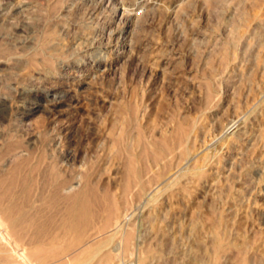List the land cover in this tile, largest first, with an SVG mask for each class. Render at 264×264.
Masks as SVG:
<instances>
[{
    "label": "rangeland",
    "instance_id": "rangeland-1",
    "mask_svg": "<svg viewBox=\"0 0 264 264\" xmlns=\"http://www.w3.org/2000/svg\"><path fill=\"white\" fill-rule=\"evenodd\" d=\"M0 110L1 206L57 224L60 186L89 183L101 208L133 213L105 264L264 260V0H0ZM179 135L153 182L135 187L126 167L139 136L157 150ZM115 220L98 230L97 217L44 264L110 237ZM4 244L0 264H22Z\"/></svg>",
    "mask_w": 264,
    "mask_h": 264
},
{
    "label": "bare ground",
    "instance_id": "bare-ground-1",
    "mask_svg": "<svg viewBox=\"0 0 264 264\" xmlns=\"http://www.w3.org/2000/svg\"><path fill=\"white\" fill-rule=\"evenodd\" d=\"M4 11L6 10L4 9ZM35 108L36 107H31V110H35ZM1 111L2 110H0V112ZM179 136H178L179 139L173 142V144H170V141L168 139H165L162 142L159 140L161 143L159 144L157 143L158 144L157 150H153V149L148 150L146 146L144 148L143 144L140 146V144L142 143V136H139L137 142L139 144V148L141 147L142 148L139 151V153L136 154L135 158H131L127 162V167H126L127 170L126 172L128 173L127 179L128 178L130 179L131 176V178L134 179L133 181L135 187H137L139 190H144L146 184H148V182L150 183L153 179V177L152 178L149 177V174L150 172L153 171L154 167H158V166H159L158 168L165 167L168 157H170L172 152L176 150V148L178 149V147L182 143L183 137L182 135ZM176 144H178L179 146H176ZM62 182L65 183V181ZM67 185L68 186L66 187H64L63 185L64 188L60 186V188L65 190V192L63 193L67 195L66 196L67 204L65 208V213L63 212V217L61 219L59 218L60 221L57 224L56 222L58 220L55 222V224L53 220H49V219L42 221L41 218L43 217H41V215L40 217L38 216L40 213H38V215L36 213V215L33 217L31 216L28 217L26 214L27 209L25 210L19 209V211H17L18 209H16V205L13 204L11 201L10 204L6 206L0 205V241H2L3 246L5 245L4 244L5 242L10 245L11 249L8 250V253H12V255H16L19 258L18 261H20L22 264H44V263L53 262L54 260L59 259L62 256L68 255V252L70 250L79 246L85 241V239H87V233L95 225V220L99 216L103 217L102 222L104 223L102 226H100V228H98V230L106 226L114 215L116 216V220L114 222V233L103 241H98L92 245H88L87 247L82 248L78 253L68 258L66 263H61V264H105L112 258L109 253L110 251H105V247L112 244L115 241L114 239L115 235L121 233L122 236L121 241L126 236H131L132 232L131 231L129 232V227L132 223L131 218L133 217L132 215L133 213L130 214L127 209L123 210L121 213L120 212L117 213L118 202L116 201L107 202L105 206L101 208L100 207L101 203L96 199L97 196L95 197L93 191H91L93 190V188L92 189L90 188L89 183L86 184L84 188L79 190L76 189L75 186L77 184L75 185L74 181L71 182V184H67ZM222 191L223 189L220 190L218 196L223 194ZM16 211L18 212V214L16 213ZM104 212L106 214L105 215L103 214L104 215L103 216L102 213ZM139 223H143L140 218H139ZM139 233L140 232H138V234ZM227 233L222 232V234L219 233V235L217 233V236L214 239V249L212 248L213 249L212 252L215 253L216 255H218L224 250L222 238L225 237ZM250 240L247 239L244 240V242L240 244L241 248L245 250V248L247 247L248 248L252 247L254 251L255 246L252 245V241ZM3 241L5 242L3 243ZM119 242L120 241L114 243L115 247H112V251H117L119 249L120 247ZM257 249H259V247ZM247 253L250 254L249 252ZM116 255H118V252L116 253ZM1 257H2V253H1ZM119 260H120L119 264H122L124 262L123 258H119ZM237 264H264V260L254 261L253 258H251V256L245 258L241 257L238 260Z\"/></svg>",
    "mask_w": 264,
    "mask_h": 264
},
{
    "label": "built area",
    "instance_id": "built-area-1",
    "mask_svg": "<svg viewBox=\"0 0 264 264\" xmlns=\"http://www.w3.org/2000/svg\"><path fill=\"white\" fill-rule=\"evenodd\" d=\"M122 264H136L134 260H126Z\"/></svg>",
    "mask_w": 264,
    "mask_h": 264
}]
</instances>
